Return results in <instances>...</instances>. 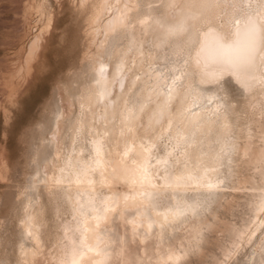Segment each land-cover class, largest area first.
<instances>
[{"label": "bare ground", "instance_id": "6f19581e", "mask_svg": "<svg viewBox=\"0 0 264 264\" xmlns=\"http://www.w3.org/2000/svg\"><path fill=\"white\" fill-rule=\"evenodd\" d=\"M80 3H90L88 24L111 63L93 56L66 147H59L64 118L57 113L43 141L53 150L50 172L30 186V193L42 189L66 205L72 220L61 224L54 252L45 254L47 221L28 205L17 264H186L209 257L264 264V0ZM135 21L154 52L130 44ZM31 42L29 57L38 46ZM226 78L256 117L259 131L247 128L243 144L231 136L230 111L211 90ZM224 160L230 177L243 169L252 174L229 185ZM239 199L248 212L239 227L216 217ZM213 247L220 257L210 255Z\"/></svg>", "mask_w": 264, "mask_h": 264}, {"label": "rangeland", "instance_id": "374dc122", "mask_svg": "<svg viewBox=\"0 0 264 264\" xmlns=\"http://www.w3.org/2000/svg\"><path fill=\"white\" fill-rule=\"evenodd\" d=\"M111 11L103 12L101 20ZM90 16V3L82 5L80 0H0V264H17L19 260L21 225L28 205L47 221L42 234L45 254L54 252L53 242L59 238L61 224L72 220L66 205L51 202L45 190L30 193V186L50 172L53 150L43 141L46 135L49 137L57 113L64 118L63 143L59 147H66L70 127L82 113L79 104L90 85L93 56L111 63L98 49L100 36L90 29ZM138 27L135 21L130 44L154 52L149 35ZM34 40L38 46L29 57ZM128 63L131 65L130 59ZM157 65L166 67L162 60ZM132 72L133 68L127 77ZM211 90L228 107L231 136L238 143L243 144L247 128L259 131L254 126L256 117L250 100L231 79H224ZM222 169L229 185H236L238 177L252 174L250 169H243L230 177L227 160ZM116 189L122 191L124 186L117 184ZM224 203L222 200V206ZM216 217L239 227L248 218L244 199L237 200L230 211L219 208ZM118 231L125 234L122 228ZM220 240L228 246L227 237ZM211 254L220 257L216 247ZM186 264L216 263L209 257L192 258Z\"/></svg>", "mask_w": 264, "mask_h": 264}]
</instances>
